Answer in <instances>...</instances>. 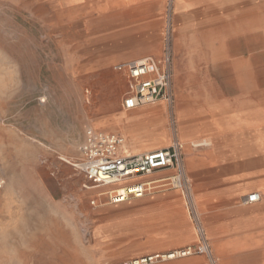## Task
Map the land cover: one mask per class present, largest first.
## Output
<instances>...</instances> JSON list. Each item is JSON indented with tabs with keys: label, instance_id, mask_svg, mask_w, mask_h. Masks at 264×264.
Segmentation results:
<instances>
[{
	"label": "rangeland",
	"instance_id": "obj_1",
	"mask_svg": "<svg viewBox=\"0 0 264 264\" xmlns=\"http://www.w3.org/2000/svg\"><path fill=\"white\" fill-rule=\"evenodd\" d=\"M167 54L173 101L155 105L164 108L171 137L143 150L195 130L205 135L192 146L206 147L210 134H220L233 160L210 172L258 181L251 190L263 200L244 205L240 197L236 205H264V0H0V264H132L199 242L159 240L154 221L140 227L137 209L116 214L105 193L114 187L86 188L75 167L88 129L129 133L130 123L111 117L124 110L130 89L115 65ZM165 125L147 122L131 140L151 142ZM185 174L201 225L211 238L205 217L215 211L211 231L219 235L222 200L201 204ZM167 188L183 200L171 237L197 234L182 188L160 189ZM263 232V218L236 234L228 228L222 236L229 240L217 241L230 256L208 240L214 263L264 264ZM205 255L190 257L209 264Z\"/></svg>",
	"mask_w": 264,
	"mask_h": 264
},
{
	"label": "built area",
	"instance_id": "obj_2",
	"mask_svg": "<svg viewBox=\"0 0 264 264\" xmlns=\"http://www.w3.org/2000/svg\"><path fill=\"white\" fill-rule=\"evenodd\" d=\"M117 71L125 72L130 89L126 93L123 107L132 110L160 100L173 101L171 55L162 59L146 56L120 62L115 66ZM124 134L103 130L88 129L80 148L81 158L75 167L86 180V188L113 186L105 191L113 203H121L130 198L143 197L148 192L166 185L182 188L186 197L189 215L197 223L199 242L168 253H156L133 261L132 264H147L159 259H173L196 253L206 254L212 258L208 237L201 225V220L194 203L189 182L185 177L183 162V144L172 145L151 151L131 152L126 147ZM173 169L174 173L144 180L155 172ZM2 184L0 183V186ZM263 200L260 191H252L243 198L246 205L256 204ZM214 262V260H213Z\"/></svg>",
	"mask_w": 264,
	"mask_h": 264
},
{
	"label": "crops",
	"instance_id": "obj_3",
	"mask_svg": "<svg viewBox=\"0 0 264 264\" xmlns=\"http://www.w3.org/2000/svg\"><path fill=\"white\" fill-rule=\"evenodd\" d=\"M124 61H120V62H124ZM123 109L124 110H121L118 113L111 115V117L115 121L118 120L117 123L121 126H124V128H126L123 120L126 113V109L125 108ZM146 111L148 110L147 109L142 110V112H146ZM178 111L179 113H181L180 109H178ZM188 115L189 114H187V116ZM158 127L156 126V128ZM204 135L205 134H203V132L199 130H195L192 135L186 136V138H182L181 134L178 137L179 140L182 143H184L183 145L184 167H185V171H187V173H189L193 177V181L195 182L196 191H197L196 197L201 204L202 202L205 201L210 202L211 204H215L218 202V200L220 201L222 200L223 204L218 209V214H219L218 228L220 232L219 235L220 234L221 235L220 236L215 235L211 231L212 226L214 225L213 221H216L215 211L207 212L205 217L207 225L210 226L208 230L209 233L211 234V238L210 236L208 237L209 234L208 231H206L207 230L206 228L204 229V231L209 240H215L214 247L217 253H219L218 251L222 250V251H226V253H222V255L230 256V254L228 253L229 249L224 244H222L217 240H229L226 239L225 236L224 237L222 236V234H224L228 228H232L233 232H235L236 234L239 233L240 230L246 228V226L250 225L251 223L260 220V218L264 219V210H263L264 205L246 211L238 209L237 208L238 206L236 205L237 202L236 200L238 198L241 197L243 203V198L247 194H249L252 191H256L251 189L259 187L260 184L256 180L255 181L248 180L244 182V179L239 174L216 175L211 173L210 170L218 166H224L226 164L231 163V161L233 160V156L228 154V151H226V148L228 146H227V142L225 141V137L216 133L210 134L211 136L210 138L213 139L212 145L206 147H200V146L196 147L195 145L197 143H201V142H197L194 144L193 147L191 142L193 140H198L200 137ZM130 144L131 142L127 138V142H126L127 149L131 152H135L132 151ZM143 151L144 150L136 151V152H143ZM172 172L173 169L161 170L155 172L150 176H144L142 177V179L144 180L157 179L168 176ZM178 191L179 190L174 188H167V189L158 188L148 192L147 194H145L143 197L140 198H130L121 203H113L111 200H109V202L110 204L115 205L114 210L117 212L116 214L125 215L132 212L133 209H137V212L139 214L140 227L144 229L146 228L147 222L154 221L155 228L157 230L155 237H158L159 240L160 239L161 240H198V233L196 234L195 232L194 234L193 230L191 229L188 230L187 236L184 239L181 238L174 239L171 237L172 233L169 228L171 226V222L174 221V215H173L174 211L176 209L177 210L180 209L183 203L182 197ZM132 200L135 202H131ZM253 211L255 212L256 216L253 217L251 216L252 218L249 220H247L246 218L248 224L243 227L242 225L246 221L243 216L246 213L248 212L251 213ZM182 214L184 218H186L183 211ZM152 216H154V219H152ZM160 229L161 232L158 235V231ZM195 255H205V254L196 253ZM190 256H193V254L186 256L189 258L184 257V259L176 260L169 264H198L199 262L202 261V259L199 257H190ZM205 256L209 264L211 262L212 264H215L212 258L208 257L207 255ZM225 260H227V258H224V260H222V264H225Z\"/></svg>",
	"mask_w": 264,
	"mask_h": 264
},
{
	"label": "bare ground",
	"instance_id": "obj_4",
	"mask_svg": "<svg viewBox=\"0 0 264 264\" xmlns=\"http://www.w3.org/2000/svg\"><path fill=\"white\" fill-rule=\"evenodd\" d=\"M218 5H220V3H218L216 5L213 3L210 6L217 7ZM141 107H143V106H141ZM141 107H138V108H135V109H132V110H127V112H129V113L124 116V119L126 120V122L127 123H130V125L128 127L129 128V133H125V135H126V138H128V140L131 142L130 145H131L132 151H135V152L136 151H142L144 149V147L150 146V145H154V146H158V145L159 146H164V145H167L169 143V141H170L171 131L168 128V125H167L168 124V119L166 118V116L162 115L165 112L164 108H161L160 106L155 105V103H153V104H146V106L144 105V107L142 109H139ZM144 109H147L148 111L142 112V110H144ZM147 122H150V123L156 124V125L165 123L166 124L165 125L166 126V129H165V132L163 133V135H161L159 132H157V133L154 132V135H153V138L151 139V142H148V143L145 142L144 139H141V138L136 139L134 137V139L131 140L133 138V136H135L134 133H136L139 130H143V128H145V125H146ZM158 130H162V129L159 128ZM206 143H207L206 146L207 145L208 146L211 145V142L210 141L209 142L206 141ZM201 145H205V142L197 143L195 146L197 147V146H201ZM222 170H223V168H222ZM231 170H233V169H231ZM228 173H230V172H228ZM196 194H197V192H196ZM251 216L252 217L253 216H256L255 212H251V213L248 212V213L245 214V217H247V220L251 219L252 218ZM246 225H247V223H246ZM242 226L244 227L245 224H243Z\"/></svg>",
	"mask_w": 264,
	"mask_h": 264
}]
</instances>
